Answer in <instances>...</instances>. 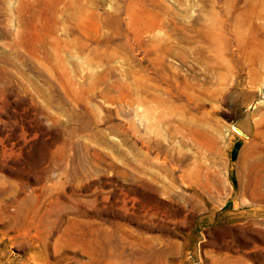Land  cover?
<instances>
[{
  "label": "rangeland",
  "instance_id": "374dc122",
  "mask_svg": "<svg viewBox=\"0 0 264 264\" xmlns=\"http://www.w3.org/2000/svg\"><path fill=\"white\" fill-rule=\"evenodd\" d=\"M0 264H264V0H0Z\"/></svg>",
  "mask_w": 264,
  "mask_h": 264
},
{
  "label": "crops",
  "instance_id": "0c3cea01",
  "mask_svg": "<svg viewBox=\"0 0 264 264\" xmlns=\"http://www.w3.org/2000/svg\"><path fill=\"white\" fill-rule=\"evenodd\" d=\"M242 131L244 132V129L241 128V131L240 132H242Z\"/></svg>",
  "mask_w": 264,
  "mask_h": 264
},
{
  "label": "bare ground",
  "instance_id": "6f19581e",
  "mask_svg": "<svg viewBox=\"0 0 264 264\" xmlns=\"http://www.w3.org/2000/svg\"><path fill=\"white\" fill-rule=\"evenodd\" d=\"M237 133H239L238 130H237Z\"/></svg>",
  "mask_w": 264,
  "mask_h": 264
}]
</instances>
